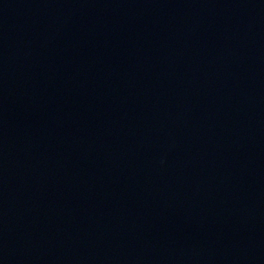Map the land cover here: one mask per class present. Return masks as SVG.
<instances>
[{"label": "water", "instance_id": "obj_1", "mask_svg": "<svg viewBox=\"0 0 264 264\" xmlns=\"http://www.w3.org/2000/svg\"><path fill=\"white\" fill-rule=\"evenodd\" d=\"M0 264H264V0H0Z\"/></svg>", "mask_w": 264, "mask_h": 264}]
</instances>
